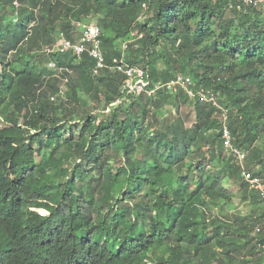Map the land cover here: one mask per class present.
<instances>
[{
	"label": "trees",
	"instance_id": "16d2710c",
	"mask_svg": "<svg viewBox=\"0 0 264 264\" xmlns=\"http://www.w3.org/2000/svg\"><path fill=\"white\" fill-rule=\"evenodd\" d=\"M226 5L0 0V264H264V209H227L234 198L261 208L241 173L264 183V8ZM91 19L107 65L123 58L152 82L188 76L218 107L166 91L128 97L123 75L93 76L86 53L48 51ZM185 103L189 128L165 120ZM223 123L248 152L243 169Z\"/></svg>",
	"mask_w": 264,
	"mask_h": 264
},
{
	"label": "built area",
	"instance_id": "2783aa9c",
	"mask_svg": "<svg viewBox=\"0 0 264 264\" xmlns=\"http://www.w3.org/2000/svg\"><path fill=\"white\" fill-rule=\"evenodd\" d=\"M227 2L228 10H235L237 12H245L249 8H264V0H225ZM17 7V4L14 3ZM78 37L75 41L69 40L63 33H60L56 44L49 49V52H56L59 54L71 53L73 56L79 58L83 54H87L93 62L91 72L93 76H97L104 69L123 75L121 84V91L125 96L137 98L146 96L154 98L159 91H166L168 94H185L194 101L200 103L212 104L218 107L213 94L210 91H203L198 89L194 91L195 86L193 81L185 75H178L168 82H152L147 71L139 66H131L124 62V59L113 60L112 64L107 65L104 57V52L101 44V30L96 25L95 21L91 19L87 24H78ZM127 43L123 44L122 49L125 50ZM48 69L53 72L54 76H58L60 70L55 67L54 63L48 64ZM62 86L60 93L63 94V86L67 79H61ZM53 100V97L51 98ZM223 122L226 119V114L223 115ZM223 146L235 158L236 162L241 166L246 159L248 152L237 149L232 145V137L226 125L223 123L221 128ZM242 178L248 183L249 188L258 193L261 204L264 206V184L259 177L252 176L248 171L243 170ZM258 231V230H257ZM260 254L264 255V245H259Z\"/></svg>",
	"mask_w": 264,
	"mask_h": 264
},
{
	"label": "rangeland",
	"instance_id": "374dc122",
	"mask_svg": "<svg viewBox=\"0 0 264 264\" xmlns=\"http://www.w3.org/2000/svg\"><path fill=\"white\" fill-rule=\"evenodd\" d=\"M64 89H65V87H64ZM179 95H180V93L176 94V95L171 94V96H179ZM80 98H82L81 95H80ZM82 99H84V98H82ZM187 99H189L191 101V103L195 102L194 99H191L188 96H187ZM192 105H190L188 103H185V104H177V105L167 106L165 108V111H166L165 120L170 122V121L174 120L175 118L179 117V119L184 122L185 126L187 128H189L191 126V124L193 123V121H194V112H193ZM133 108H137V104H135L133 106ZM90 109H92V115L96 116V118L98 120H101L103 118V116H105V114L108 113V110L105 111L104 113L102 111L103 110V101H102V99L100 101V104H97V103H94V102L91 103ZM132 110L135 111V109H132ZM239 182L241 183V182H244V181L242 179H240L238 181V183ZM238 188L239 187H238L237 184L230 186V190L233 193H237L238 192ZM227 209L230 212L231 211H235V213L240 214V215H245L248 211H250V209L255 214H261V210L264 209V206L261 204V208H257V207H252L251 208V207H248L245 204H238L237 199L234 198L228 203ZM259 227L261 229V232L264 231V224H262Z\"/></svg>",
	"mask_w": 264,
	"mask_h": 264
},
{
	"label": "crops",
	"instance_id": "0c3cea01",
	"mask_svg": "<svg viewBox=\"0 0 264 264\" xmlns=\"http://www.w3.org/2000/svg\"><path fill=\"white\" fill-rule=\"evenodd\" d=\"M51 71V70H50ZM53 73V72H52ZM60 74V73H59ZM59 76V75H58ZM62 86V85H61ZM65 85L63 86V89H64ZM61 88V87H60Z\"/></svg>",
	"mask_w": 264,
	"mask_h": 264
}]
</instances>
